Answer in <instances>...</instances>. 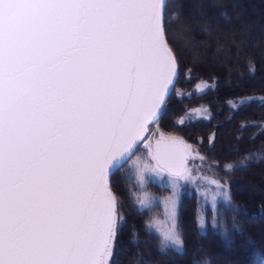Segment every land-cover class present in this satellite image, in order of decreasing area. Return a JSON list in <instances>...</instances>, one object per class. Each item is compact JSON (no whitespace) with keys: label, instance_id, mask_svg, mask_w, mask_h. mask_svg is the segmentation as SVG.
Masks as SVG:
<instances>
[{"label":"snow or ice","instance_id":"snow-or-ice-1","mask_svg":"<svg viewBox=\"0 0 264 264\" xmlns=\"http://www.w3.org/2000/svg\"><path fill=\"white\" fill-rule=\"evenodd\" d=\"M166 10L167 0H0V264H115L124 217L110 177L140 143L154 163L138 168V185L166 172L173 187L165 218L146 227L158 251H184L179 182H196L188 161L204 157L149 127L178 79Z\"/></svg>","mask_w":264,"mask_h":264},{"label":"trees","instance_id":"trees-1","mask_svg":"<svg viewBox=\"0 0 264 264\" xmlns=\"http://www.w3.org/2000/svg\"><path fill=\"white\" fill-rule=\"evenodd\" d=\"M165 19L179 78L166 113L150 128L197 149L204 157L197 163L228 179V198L217 202L213 216L200 186L184 184L178 191L184 251H158L159 233L146 225L164 218L173 187L147 174L138 185L139 161H151L141 145L110 179L124 217L115 264H137L140 257L150 264H203L204 257L210 264H264V0H167ZM249 153L257 155L245 159ZM144 191L152 197L147 208L136 201ZM202 213L204 230L196 219Z\"/></svg>","mask_w":264,"mask_h":264},{"label":"rangeland","instance_id":"rangeland-1","mask_svg":"<svg viewBox=\"0 0 264 264\" xmlns=\"http://www.w3.org/2000/svg\"><path fill=\"white\" fill-rule=\"evenodd\" d=\"M197 8H200V7L199 6L195 7V9H197ZM198 11H199V9H198ZM153 142L154 141H152V143ZM142 147L147 148L145 143L142 144ZM147 150H148V153H149V149L148 148H147ZM139 163H140V166H142L143 163L141 164V161H139ZM146 163H154V162L153 161H149V162H146ZM188 165H189L190 168L194 169V175L197 172H199L196 175L198 177V179L196 180V182L183 181V180L180 181L179 182L178 191L186 183H190L191 184L190 185L191 188L196 186V183H197L200 186V187H198V190H199L200 194L202 195L204 204L207 207V211L212 212L213 216H214V213L216 212L215 209H216V206H217L216 205L217 202L218 201H224V199H225V196L223 195V193L225 192L226 187H224L222 189H217V186L214 185V184H211L210 181L213 180V179H215V180L218 179V181H220L221 184L226 185V183H228V179L227 178H223L222 179L221 178L222 176L216 177L217 179L214 178V176L210 174L211 173V167L209 165H205V164H202V163H197L194 159H189ZM196 170H197V172H196ZM200 173H202V174H200ZM151 175H153L156 178H160L162 180L168 181L170 184H172V178L167 176L166 172L159 173L158 175L153 173ZM221 180H223L224 182L221 181ZM217 192H219V194L216 196V199L213 201L212 200V194L213 193H217ZM178 201H179V199H178ZM202 215L204 216V218L206 217L205 213H202ZM205 227H206V223H205Z\"/></svg>","mask_w":264,"mask_h":264},{"label":"water","instance_id":"water-1","mask_svg":"<svg viewBox=\"0 0 264 264\" xmlns=\"http://www.w3.org/2000/svg\"><path fill=\"white\" fill-rule=\"evenodd\" d=\"M174 54V53H173ZM175 56V55H174ZM176 58V57H175ZM176 61H177V59H176ZM177 68H178V63H177ZM178 78H179V68H178ZM177 81H178V79H176V81H175V83H174V86L170 89V94H169V97H170V95H171V93H172V91H173V89H174V87H175V85H176V83H177ZM151 126V125H150ZM149 126V127H150ZM153 144H154V142H153ZM142 145V143H140L137 147H136V149H135V151L130 155V158L133 156V154L136 152V150L140 147ZM130 158H128L125 162H127ZM124 162V163H125ZM123 163V164H124ZM188 163H189V161H188ZM110 179H111V177H110Z\"/></svg>","mask_w":264,"mask_h":264}]
</instances>
